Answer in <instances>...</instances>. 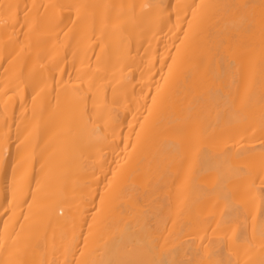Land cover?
<instances>
[{"label": "bare ground", "instance_id": "obj_1", "mask_svg": "<svg viewBox=\"0 0 264 264\" xmlns=\"http://www.w3.org/2000/svg\"><path fill=\"white\" fill-rule=\"evenodd\" d=\"M0 264H264V0H0Z\"/></svg>", "mask_w": 264, "mask_h": 264}]
</instances>
